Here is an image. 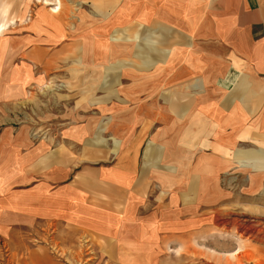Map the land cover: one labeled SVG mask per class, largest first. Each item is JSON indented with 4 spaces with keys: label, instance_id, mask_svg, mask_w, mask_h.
I'll list each match as a JSON object with an SVG mask.
<instances>
[{
    "label": "crops",
    "instance_id": "crops-1",
    "mask_svg": "<svg viewBox=\"0 0 264 264\" xmlns=\"http://www.w3.org/2000/svg\"><path fill=\"white\" fill-rule=\"evenodd\" d=\"M34 1L0 0V244L136 256L264 216V0Z\"/></svg>",
    "mask_w": 264,
    "mask_h": 264
},
{
    "label": "rangeland",
    "instance_id": "rangeland-1",
    "mask_svg": "<svg viewBox=\"0 0 264 264\" xmlns=\"http://www.w3.org/2000/svg\"><path fill=\"white\" fill-rule=\"evenodd\" d=\"M38 4L45 6L43 0ZM171 239L172 245L161 250L102 256L90 236L38 223L22 230L10 245L0 244V264H264V216L243 206L221 207L183 245ZM31 249L39 256H25Z\"/></svg>",
    "mask_w": 264,
    "mask_h": 264
},
{
    "label": "bare ground",
    "instance_id": "bare-ground-1",
    "mask_svg": "<svg viewBox=\"0 0 264 264\" xmlns=\"http://www.w3.org/2000/svg\"><path fill=\"white\" fill-rule=\"evenodd\" d=\"M43 2L45 3V4H47L48 2L46 1V0H43ZM57 9V8H56ZM55 11V10H54ZM59 11V10H58Z\"/></svg>",
    "mask_w": 264,
    "mask_h": 264
}]
</instances>
